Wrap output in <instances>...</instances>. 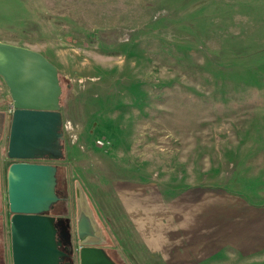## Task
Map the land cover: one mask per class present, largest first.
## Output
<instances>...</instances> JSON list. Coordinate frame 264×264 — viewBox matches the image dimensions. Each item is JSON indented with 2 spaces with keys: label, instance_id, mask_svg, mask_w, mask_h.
Instances as JSON below:
<instances>
[{
  "label": "rangeland",
  "instance_id": "obj_1",
  "mask_svg": "<svg viewBox=\"0 0 264 264\" xmlns=\"http://www.w3.org/2000/svg\"><path fill=\"white\" fill-rule=\"evenodd\" d=\"M0 42L57 69L64 158L49 213L67 201L74 264L77 183L120 264L160 260V228L173 251L176 223L211 234L225 264H264V0H0ZM8 95L0 77L11 113Z\"/></svg>",
  "mask_w": 264,
  "mask_h": 264
},
{
  "label": "water",
  "instance_id": "obj_2",
  "mask_svg": "<svg viewBox=\"0 0 264 264\" xmlns=\"http://www.w3.org/2000/svg\"><path fill=\"white\" fill-rule=\"evenodd\" d=\"M57 74L41 54L0 42V77L12 106L6 119L7 158L16 161L7 169L5 192L0 189V223L8 218L12 264H60L65 256L56 236L55 222L60 218L47 215L59 201L53 163L64 158ZM42 159L50 163L27 162ZM75 199L79 264H116L104 250L107 240L86 208L78 183ZM0 258V264H6L5 257Z\"/></svg>",
  "mask_w": 264,
  "mask_h": 264
},
{
  "label": "crops",
  "instance_id": "obj_3",
  "mask_svg": "<svg viewBox=\"0 0 264 264\" xmlns=\"http://www.w3.org/2000/svg\"><path fill=\"white\" fill-rule=\"evenodd\" d=\"M9 114H10L9 112L0 111V121L2 122V124L0 125V141H1V139H3L4 134H6V131H7L6 119H7V116ZM61 189H63L64 192H66L68 190V188H61ZM5 190H6V188L4 189V192H5ZM65 197H66V195H65ZM63 205H64L63 209L65 210V213H63L62 215L60 214L61 216L58 215V213L56 216H54V215H52V216H54L56 218H60V221L55 222V227L58 229L56 236L61 238L60 242L62 240H65L68 243L71 236L73 235L72 234V216L70 215V209H69V206H67V201H64ZM92 215L94 216L95 221H96L95 215L93 213H92ZM196 220H197V218L196 219H192V218L186 219V222H188L186 224L189 225L192 222H195ZM202 221L204 222V223H202V225H205V222H207L208 219L206 217H204L202 219ZM4 223H5V221H4ZM8 224H9V222H7V226H8ZM97 224H98V222H97ZM170 224H172V222ZM75 225H76V221H75ZM150 225L153 226V229H155V221L153 222V224L150 222ZM192 225H193V223H192ZM98 227L100 228L99 224H98ZM165 229L168 230L167 233H164L163 228H160L159 231H156V232H158V235L154 241V249L153 250L156 254H158L162 258L160 260H157L155 264H222V263L225 264L224 261L223 262L221 261V254H220V250H221L223 245H219V247H217L216 249L214 248L212 250L211 242H209V240L211 238V234H207L204 231L202 233L200 231H198L200 233L194 232L196 229H199V228H193L191 230V232L187 228L186 232H185V231H183V228L179 226V223H176L174 228H171V231L174 229L173 231L175 233L173 236V243L175 245V249L173 251H170V250H168V248H165L170 243V241L168 239V233L170 230L168 227H165ZM100 230H101V228H100ZM180 233H182L183 236H185V243H186L184 249L181 252L179 251V239H180L179 234ZM217 235L219 236L220 233L216 234V236ZM221 235H224V234H221ZM107 245H108V243H107ZM61 246H62V242H61ZM59 249L61 251H63L61 249V247H59ZM72 249H73V247H72ZM165 250H167V251H165ZM3 257H5L4 259H5L6 264L7 263L12 264L11 242L9 245V250L7 252V256L3 255L2 258ZM65 257H66V253H65V256L61 259L60 264H66V263L71 264L68 261L64 262ZM113 259H114V256H113ZM72 261L74 264V255H73ZM113 261L116 264H120L119 260L116 261L114 259ZM138 264H143V263L139 262Z\"/></svg>",
  "mask_w": 264,
  "mask_h": 264
},
{
  "label": "flooded vegetation",
  "instance_id": "obj_4",
  "mask_svg": "<svg viewBox=\"0 0 264 264\" xmlns=\"http://www.w3.org/2000/svg\"><path fill=\"white\" fill-rule=\"evenodd\" d=\"M39 161L40 162L41 161L50 162V161L45 160V159L37 160V161H27V162H29V163H39ZM43 164H47V163H43ZM61 203L63 204L64 201H61ZM63 207H64V205H63ZM0 213H1V211H0ZM47 214L48 215H53L51 213H47ZM54 216H56V215H54ZM7 222H8V218L5 220V223H4V227L3 228H2V222L0 223V225H1L0 226V257L3 256V255H6L7 256V252L9 250V245H10V242H11V234H10V230H9V228L7 226ZM96 222H97V220H96ZM101 234H102L103 237H105L103 235V232L102 231H101ZM76 236H77V234H76ZM72 238H73V236H71V238L68 241V243L65 240H62L61 241L62 242L61 249L66 253V257L64 258V262H67L68 261L71 264H73L72 259H73V255L75 254V251L73 250L74 248L72 249V247H73V245H72L73 244V239ZM105 248H104V250L106 251V254H107L108 258H110V260L113 261L114 259H113L112 254L109 253V251L106 250ZM78 251H79V246L76 249V253H78Z\"/></svg>",
  "mask_w": 264,
  "mask_h": 264
},
{
  "label": "trees",
  "instance_id": "obj_5",
  "mask_svg": "<svg viewBox=\"0 0 264 264\" xmlns=\"http://www.w3.org/2000/svg\"><path fill=\"white\" fill-rule=\"evenodd\" d=\"M57 180H58V168H57ZM59 180H58V183H57V187L56 188H58L59 187ZM56 194H57V192H56ZM58 195V194H57Z\"/></svg>",
  "mask_w": 264,
  "mask_h": 264
},
{
  "label": "built area",
  "instance_id": "obj_6",
  "mask_svg": "<svg viewBox=\"0 0 264 264\" xmlns=\"http://www.w3.org/2000/svg\"><path fill=\"white\" fill-rule=\"evenodd\" d=\"M10 112H12V110Z\"/></svg>",
  "mask_w": 264,
  "mask_h": 264
}]
</instances>
